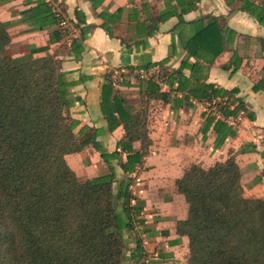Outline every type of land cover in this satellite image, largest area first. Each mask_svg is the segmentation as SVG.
Instances as JSON below:
<instances>
[{
    "label": "trees",
    "instance_id": "16d2710c",
    "mask_svg": "<svg viewBox=\"0 0 264 264\" xmlns=\"http://www.w3.org/2000/svg\"><path fill=\"white\" fill-rule=\"evenodd\" d=\"M199 1L176 3L184 14ZM228 1L238 3L237 11L264 26V0ZM45 20L60 26L49 6ZM63 34L55 31L51 43ZM80 37L84 39L85 35L81 33ZM234 37L235 32L210 18L208 25L187 41V50L191 56L212 63ZM10 41L7 24L0 21V264H125L127 252L133 262L140 261L138 235H133V250L128 242L134 218L142 209L132 205L131 179L118 178L111 162L119 160L120 152H124L129 154L126 162L119 164L124 174H132L142 165L149 144L146 108L124 118L122 101L116 96L110 100L113 86L107 83L101 110L108 131L117 128L119 120L123 123L125 136L117 144L120 151L106 153L90 139L78 142L79 135L74 133L77 122L66 113L71 83L61 71L60 62L51 56L34 57L46 47L11 57L6 54ZM191 47L196 49L191 51ZM232 63L231 74L241 60ZM181 72L182 67L172 73L169 84L177 79L175 90L186 92L187 102L194 99L210 104L218 100L214 105L220 117L205 113L201 128L203 140L212 129L216 136L213 149L217 150L236 134L225 121L246 110L235 98L238 90L205 83L186 87L188 80ZM146 85L151 96L166 100L157 85L151 81ZM135 141H141V152L133 155ZM88 145L98 150L107 170L81 181L65 156ZM175 187L187 204L186 218L176 223L177 235L188 239L186 264H264V198L244 196L233 155L207 169L190 165L175 181ZM138 222L143 226L142 220Z\"/></svg>",
    "mask_w": 264,
    "mask_h": 264
},
{
    "label": "crops",
    "instance_id": "0c3cea01",
    "mask_svg": "<svg viewBox=\"0 0 264 264\" xmlns=\"http://www.w3.org/2000/svg\"><path fill=\"white\" fill-rule=\"evenodd\" d=\"M176 1L0 0V21L7 24L11 37L6 54L21 57L32 48L46 47L34 57L51 56L60 62L61 71L71 83L66 113L77 122L74 133L79 135L78 142L90 139L106 153L120 151L117 144L125 136L123 123L119 120L120 125L108 131L101 110L103 86L107 83L113 86L110 100L116 96L122 101L124 118L146 108L149 144L142 165L134 173L124 174L119 166L129 155L124 152L111 165L118 178L134 179L129 190L145 214L137 237L147 264L187 262L188 239L176 233V223L187 216V204L177 192L175 181L190 165L207 169L233 155L244 196L264 198V26L237 11L236 2L200 0L183 14ZM46 5L59 9L69 29L48 24ZM210 18L235 32L232 44H225L212 63L191 56L187 50V41L206 27ZM55 31L64 34L51 43ZM74 40L77 42L73 44ZM195 49L191 47V51ZM235 59L241 64L231 74ZM181 67V75L188 80L186 87L205 83L227 91L238 90L235 98L246 110L225 121L236 134L217 150L213 149L216 136L212 129L203 140L201 128L205 113L220 117L214 105L218 100L210 104L194 99L187 102L186 92L175 90L177 79L172 86L169 84L173 80L170 75ZM121 68L128 73L114 74ZM134 70L150 72L148 81L158 86L166 100L151 96L148 81L139 80ZM114 116L118 117L116 113ZM132 148L133 155L141 152V141L133 142ZM65 161L81 181L107 170L93 145L66 155ZM133 235L128 242L130 250L135 247ZM126 257L125 264L139 263L130 259L129 252Z\"/></svg>",
    "mask_w": 264,
    "mask_h": 264
},
{
    "label": "built area",
    "instance_id": "2783aa9c",
    "mask_svg": "<svg viewBox=\"0 0 264 264\" xmlns=\"http://www.w3.org/2000/svg\"><path fill=\"white\" fill-rule=\"evenodd\" d=\"M49 7H50L52 13H54L59 18L60 26L65 28V29H69L70 25L67 22V20L65 19V17L61 14L59 9L56 6H54V5H50ZM132 72L135 74V76L139 80L148 81L150 79V76H151L150 72H148V71L134 70ZM126 73H128V71L126 69H124V68H121V69H119V70L114 72V74H116V75H120V74L124 75ZM136 225L138 227H134V228L136 230H140L141 229V227H140L141 224H139V222H137ZM137 232H139V231H137ZM146 259H147V257H145L144 254H143V256H142V258H141V260L139 261L138 264H147V260Z\"/></svg>",
    "mask_w": 264,
    "mask_h": 264
},
{
    "label": "rangeland",
    "instance_id": "374dc122",
    "mask_svg": "<svg viewBox=\"0 0 264 264\" xmlns=\"http://www.w3.org/2000/svg\"><path fill=\"white\" fill-rule=\"evenodd\" d=\"M130 184H132V185L134 186V184H135L134 179L131 181ZM166 186H167V185H166ZM169 186H171V185L169 184ZM132 191H133V190H132ZM132 196H133V195H132ZM136 201H137V199H135V197L133 196L132 205L138 207L137 204H136ZM133 203H134V204H133ZM154 210H155V209H154ZM151 211H152V210H151ZM151 211H150V214L152 213ZM155 211H156V210H155ZM144 215H145V214L140 213L139 216H137L136 218H134V227H138V226L136 225V223L138 222V220H142V219L144 218ZM140 227H141V229H142L143 226L140 225ZM141 229H140V230H136V229L134 228L133 233H135L136 235H138L139 232H137V231H141ZM128 245H129V244H128ZM146 255H147V254H146ZM147 256H148V255H147Z\"/></svg>",
    "mask_w": 264,
    "mask_h": 264
}]
</instances>
